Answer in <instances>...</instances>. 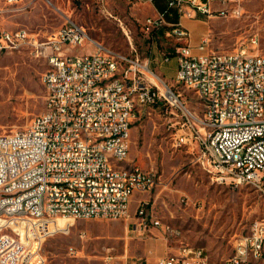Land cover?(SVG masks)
<instances>
[{
  "label": "built area",
  "instance_id": "obj_1",
  "mask_svg": "<svg viewBox=\"0 0 264 264\" xmlns=\"http://www.w3.org/2000/svg\"><path fill=\"white\" fill-rule=\"evenodd\" d=\"M18 4L22 0H6ZM136 1V0H133ZM153 2V0H148ZM180 16L240 17L242 0H166ZM146 19L148 31L174 41L162 61L177 60L175 81L192 89L199 108H191L181 93L155 83L150 61L135 49L117 52L93 39L87 28L67 19L44 39L27 29H1L0 53L30 47L52 68L45 109L23 129L0 134V264H47L45 241L68 227L65 219H136L132 231L151 224V203L136 194L150 193L160 175L130 160L133 124L162 102L180 117L173 146L196 154L200 165L220 184L250 185L264 195V53L259 39L233 50H214L205 36L195 54L190 31L180 21L169 22L165 11ZM90 43L94 49L72 53ZM250 46L252 48H250ZM109 147V156L100 155ZM123 154L124 164H116ZM167 231L180 237L179 228ZM252 250V257H244ZM70 252L75 249L70 247ZM113 256H105L113 264ZM158 264H212L207 252L182 244L160 256ZM223 264H264V215L234 241Z\"/></svg>",
  "mask_w": 264,
  "mask_h": 264
},
{
  "label": "rangeland",
  "instance_id": "obj_2",
  "mask_svg": "<svg viewBox=\"0 0 264 264\" xmlns=\"http://www.w3.org/2000/svg\"><path fill=\"white\" fill-rule=\"evenodd\" d=\"M155 7L160 9L158 2L148 0H22L12 5L0 0V30L27 28L44 39L67 19L74 20L112 50L129 54L135 49L168 86L181 93L183 101L199 108L196 93L175 81L176 58L161 63L162 53L175 42L161 35L154 37L147 30L146 19L158 14ZM242 7L240 17L203 16L210 21L207 36L211 48L230 51L256 36L264 53V0H242ZM93 49L87 43L70 48V52ZM46 70L47 59L30 47L0 53V134L25 128L45 109L47 93L42 74ZM155 83L164 91L161 80L155 79ZM178 120L180 117L162 101L147 108L131 130L130 160L144 169L154 168L160 175L150 193L136 196L131 212L137 208V198H146L152 216L160 219L162 226L150 224L134 232L132 222L136 219L132 218H59L60 227H69L45 241L47 264H107V255L113 256V264H158V255L182 243L203 248L212 264H223L233 253L236 237L264 215V195L250 185L234 187L216 182L196 154L175 148L173 134ZM167 225L181 230L178 240H166ZM70 247L76 252H70Z\"/></svg>",
  "mask_w": 264,
  "mask_h": 264
},
{
  "label": "crops",
  "instance_id": "obj_3",
  "mask_svg": "<svg viewBox=\"0 0 264 264\" xmlns=\"http://www.w3.org/2000/svg\"><path fill=\"white\" fill-rule=\"evenodd\" d=\"M155 1H157L159 6H160V9L155 7L156 11H165L166 10V8H167V1L166 0H153V2H155ZM172 12L174 13V15H170L171 16L170 22H178V21H180L183 26H185L187 29H189V31H190L189 43L193 47V52L195 54L201 53V50H200V48L198 46L202 42L203 38L205 36H207V33L209 32L210 21L204 19V17L190 18L187 15L180 16L179 13L175 9H172ZM137 195H139V194H136V195L133 196L132 202L136 198ZM137 199L139 200L141 198H137ZM137 205H138V202H137ZM177 238H179V237L171 235L170 233H168V235L166 237V240L167 241L168 240H178ZM182 244L173 247L169 251H165L164 247H161L160 251L161 252L165 251V253H163L161 255H158V257L178 251L179 247ZM158 257H157V259H158Z\"/></svg>",
  "mask_w": 264,
  "mask_h": 264
},
{
  "label": "bare ground",
  "instance_id": "obj_4",
  "mask_svg": "<svg viewBox=\"0 0 264 264\" xmlns=\"http://www.w3.org/2000/svg\"><path fill=\"white\" fill-rule=\"evenodd\" d=\"M50 75H52V68H48V70H46L43 73V76H50ZM157 79L161 80V82L164 84L165 88L167 89L168 86H167L166 81L159 75H158ZM42 81H43L44 85H49V78H42ZM100 155L101 156H109V147L108 146H100ZM116 164H124L123 154H116ZM168 227H170V226H168ZM194 248H196L197 251L205 252V250L203 248H198V247H194ZM244 257H252V250H244Z\"/></svg>",
  "mask_w": 264,
  "mask_h": 264
},
{
  "label": "trees",
  "instance_id": "obj_5",
  "mask_svg": "<svg viewBox=\"0 0 264 264\" xmlns=\"http://www.w3.org/2000/svg\"><path fill=\"white\" fill-rule=\"evenodd\" d=\"M166 11L168 12V13H172V15H174V13L172 12V10H169L168 8H166ZM168 19V21L170 22V19H171V16H170V18H167ZM151 33H152V35L154 36V37H158L159 35H161L162 33H163V30L161 29V30H156V29H154V30H152L151 31Z\"/></svg>",
  "mask_w": 264,
  "mask_h": 264
}]
</instances>
